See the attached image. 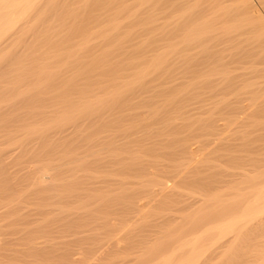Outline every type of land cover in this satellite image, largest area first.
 Listing matches in <instances>:
<instances>
[{
    "label": "bare ground",
    "instance_id": "1",
    "mask_svg": "<svg viewBox=\"0 0 264 264\" xmlns=\"http://www.w3.org/2000/svg\"><path fill=\"white\" fill-rule=\"evenodd\" d=\"M124 1L0 0V52L4 50L9 52L11 49L10 51L14 53V49H17L20 44L24 45V53L21 51V47L18 48L20 49L18 56L13 59L9 57L11 59H8L10 62L0 69L1 81L7 83L12 81L10 84L13 87L20 83L19 86L21 87L22 82H25L23 87L27 88L31 85L29 83L35 82L34 85L39 86L34 87L32 90L36 91L40 88V92L43 86L42 88H45V91L49 89L47 91L50 93V90L56 89L55 85L67 70L66 60L73 59V57L76 59V56H82V53L85 55L89 54L95 50V47H99V51L103 55L99 54L100 57L93 58L90 62L85 61L84 65L89 66L91 69H88L93 71L94 74L96 71V74L89 76V74L91 75L89 70L88 72L90 73H88L87 77L83 78L84 80L80 79L79 77L85 75L87 71L85 69L82 71L84 66L82 69H78L79 66H77L76 73L79 72L78 77H75V79L69 77L71 81L68 82L71 83L67 86L68 89H66L65 93L57 94V92L62 91L63 85L66 86L68 82L62 83L63 85L58 84L57 86L62 88L61 90L59 88L58 91L56 90L58 95L56 97L62 98L63 95L65 97L66 94H74L78 95L80 100L86 101L89 98L87 94L90 91H85L84 89L87 90L90 87H94L95 84L101 83L100 80H103V78H106L105 81L103 80L104 84H106V81L108 84L107 87L106 85L104 87L106 88L104 89L105 94L103 93L104 97H97L98 94L96 93L95 105L89 106L88 103L82 105L83 107L76 111L78 112L76 115L77 120L74 117V120H76L74 122L75 138L72 143H75V145L80 144L76 146L74 144L72 146L71 144L66 145L65 148L67 149L65 150L70 152L72 149V153H74V151L76 152V150L80 149L82 144L85 145V148L87 146V150L82 145L81 148L85 150H82V152L79 150L80 152L74 153L73 157L66 158L65 155L64 157L63 155L60 156V159L57 157V162H63L57 166L51 164L52 167L49 165L52 160L56 164L59 163L55 161L54 157L50 162L48 159L46 160V155H49L52 150L49 153L45 151L46 154L42 161H46V164L44 163L40 167L37 166L38 168L36 167L35 170H31L28 173L29 177L26 175L28 178H26L27 181L24 184V188L19 190V186L17 191H15L16 188L14 190L17 198L15 194H7V196L5 194L3 198L6 197L8 199L10 196H14L16 200H23L25 203L36 201L37 207L40 206L39 212L44 215H50L52 211H49L52 209L62 210L61 212L59 211L60 213L58 212L61 214V216L58 214L60 216L58 220L63 221L65 226L72 225L71 220L68 218L70 217L67 213L68 211L66 212L65 210L68 198L84 200L98 196V203L95 202L96 205L100 203L98 206L101 205L105 208L117 207V204L120 205L121 203H117V197L119 201H121L120 199L122 201L125 199L124 202L121 201L124 204L120 205L122 206L120 208H123V211L125 210V213L122 212L124 215H129L133 211L135 213L141 212L140 215H142V211H145L146 207H155L161 203L164 205L167 200L173 198V200L171 199V201L166 203H176L177 208L175 207L174 212L185 214L188 209L190 211L194 210V212L190 213V215L188 214L189 217L187 215L181 217L183 218V221L180 218L181 222L178 219L179 215L178 217L170 216V212L173 211H169L167 206H165V210L168 209L169 215L160 216V220L156 219V221H153L155 223L150 222L152 227L158 229L166 226L165 229H172L171 225L179 220L181 225L177 230L180 234L174 241H171L173 237H170V234L174 235V237L177 234L170 231L169 239L165 235L162 236L163 240H158L154 237V239H149V235L148 237H143L142 240L147 241L144 244H149L150 248L155 242L161 241V243H158L161 245L154 250L153 256L151 255L153 252L146 251L147 249L153 251V248H145V252H149L153 257L152 262L154 264H172L176 258L179 259L178 262L174 261L177 264H198V262L199 264H205L203 260H207L208 256L206 258L202 250L210 247L208 248L207 245L206 248H201L202 243L200 246L202 250H198L200 248H197V244L199 241L202 242V238L211 234L212 231V237L218 232L217 236L219 239H217V242L221 239L224 240V243L220 241L225 246L223 249H226L229 243L234 240L231 235L241 228L244 231L246 229V231L244 233L240 232L244 236V241H240V243L245 242L247 244L248 240L250 243L252 240L254 242L257 238L254 235V231L256 233L264 232V218L255 222V219L264 213V120L258 121L259 123L255 124L254 129L251 130H247V128H250L249 124L246 123L248 121H243L252 116L264 115V81L261 82L264 77V68L262 69L264 67V0H132L130 2L126 0L130 6ZM132 5L136 7L133 8L131 7ZM130 7L136 10L129 9ZM140 23L143 26L142 29L137 27L138 29L140 28L139 33L143 30V34H146L144 31L147 34L144 40L140 41L138 38L139 41L135 44L134 38H136L135 36L138 37V35L133 36L136 28L132 30V27H136ZM157 33L160 37L157 36ZM243 34H249L251 38L242 40L240 35L244 36ZM140 35L143 36L142 34ZM30 36L34 37H32L33 42L26 40ZM77 38L80 39L78 40ZM130 40H132L134 45L132 43V45L130 44L131 46L129 45ZM68 43L69 46L67 45ZM45 48L49 49L47 51L55 53L51 56L49 52L44 50ZM255 48L260 53H258L260 58L258 59L257 57V60H255V55L257 54L254 53ZM42 50L46 51L43 53L44 55L39 53ZM37 51L39 52L37 53ZM99 51H94V54L98 55ZM7 52L3 53L4 56L3 54L0 55V62L8 54ZM19 52H22V55ZM251 52L254 53L255 57L253 59L255 61L252 59L253 53L250 54ZM78 59H76V62ZM64 61L66 63H62ZM1 63H4V61ZM38 64L39 66H37ZM259 65L262 66L261 69H259ZM34 67L39 69L37 73H35ZM261 73H263V77ZM65 74L68 77V74ZM61 79L60 82L62 81ZM76 79L86 81V85L84 82L81 84L82 86L85 85L86 88L80 87L77 83L80 81ZM8 87L9 89H6ZM8 87H3V90L14 92L17 88L14 89L12 87L14 89L12 91L10 89L11 86ZM27 88L24 93L28 92L30 94L31 92L29 91L31 90L29 89L32 87ZM42 90V94H46ZM21 91L17 97L24 94ZM11 92L7 93V95L10 94L8 98L13 100L15 97L11 98L13 96ZM5 93L4 91L3 94ZM91 93L93 92L91 91ZM28 94L22 95V99ZM89 95L91 96V94ZM4 96L6 94L2 98ZM31 96L28 95L27 97L31 100L33 98ZM28 98L25 100L26 103L30 101L27 100ZM48 98L50 97L48 96ZM37 100L41 101V98L38 96ZM8 101L9 104L11 102L12 108L14 101ZM25 101H22V103ZM70 101L68 106L72 107L74 103L72 104ZM32 102L35 103L33 100L30 104ZM8 103L6 104L8 105ZM14 104L17 107L20 101ZM64 118L66 119V117ZM262 118L264 117L262 116ZM219 119L220 121L225 120L227 123H235L237 126L239 125L237 122L240 119L242 120V122H239L240 128H243V130H239V126L237 128L236 134L238 133L239 138L237 135V138L220 137L218 138L219 142L215 138L218 142L216 151L223 150L225 153H222L221 158H223L220 160L212 158L219 164L224 165L225 169L222 165L218 169L216 165H214L215 167L209 165L208 162L212 161V158L208 159L210 157H205L206 159H203V156H200L201 159H199L196 153V151L198 152L201 149L199 147H203L210 137L213 138L218 135L222 125L218 124ZM253 134L256 137L252 136ZM205 137L207 141H205ZM239 139H241V142H237ZM57 148L60 149V147ZM97 148L98 150H96ZM65 150L63 151L64 153ZM83 151H86V154ZM68 165H71L70 169L64 173L62 167ZM50 171L55 172L51 174L52 172L50 173ZM171 182H173V185L170 184ZM186 185L187 187L190 185L192 187L190 189L193 190L190 193H186L188 197L180 192V187H185ZM111 194L115 196L117 194L116 199ZM20 202L17 203L20 204ZM114 202H116L115 206ZM5 205L9 210L10 216L12 213L14 216V218L11 216L13 219L9 223L14 224L16 221L14 220L16 218L14 214L19 212L16 209L20 206L16 208L11 202L5 203ZM103 207L99 208L103 209ZM120 210L117 212H121ZM54 211L56 212V210ZM113 212L114 215L117 213ZM73 214L75 215V213ZM118 214L120 215V213ZM16 216H18V213ZM123 218L124 221L127 220L124 216ZM128 218H131V216ZM112 220V218L108 217L104 219L102 224L104 229L102 228L101 232L104 230L102 234H106L109 237V240H107L109 245L113 246L114 244L119 249L121 247L120 244H124L123 241L126 238L122 233L124 228L117 226L118 223L116 224L115 220ZM118 220L120 219L118 218ZM32 222L30 223L33 224ZM36 224L38 227V223ZM100 226L99 229H101ZM129 226L131 225L129 224L127 227L129 228ZM141 227L143 228V226ZM142 228L137 232H143L145 229L142 230ZM131 229L129 228V230ZM173 230L175 229L173 228ZM123 231L125 233L126 228ZM132 231L133 229L130 234ZM152 231L155 234L158 232L155 229ZM101 232L98 231V234ZM149 232L147 233L149 234ZM136 233L134 235H137ZM130 234L126 236L130 237ZM138 234L142 235V233ZM97 236H95L96 239H98ZM239 237L242 236L239 235L237 238L239 239ZM237 238L235 239L237 240ZM91 239L94 243L95 238ZM129 239L125 240L129 241ZM138 239L136 242L141 241V239ZM78 240L80 239L78 238ZM150 242L154 243L151 245ZM45 243L47 244V242ZM233 243H235V240ZM250 243L247 247L252 246L253 243ZM104 245H101L103 246L102 248L105 247ZM214 245L211 247H215ZM31 246L33 247V245ZM235 246L242 247L240 244ZM216 247L221 248L222 246L218 245ZM235 248L232 253L229 252L231 254L229 256H232L234 252L238 254V250ZM242 248L244 249L246 246ZM242 248L239 251L243 253ZM3 249V245L0 242V250ZM43 249L34 250L37 253H42ZM92 249L97 250L94 247ZM94 250L90 251L94 252ZM138 250L140 249H137V252ZM103 251H105V248ZM135 251L132 252L131 250L134 254ZM98 252H96L97 255H99ZM208 252L210 251L208 250ZM147 253L145 254L146 256ZM205 253L207 254V252ZM218 254L219 252L214 255L218 256ZM222 255L224 256V254ZM222 255L221 257H223ZM243 255L240 254V256ZM225 256L227 257L228 255ZM235 256L233 258H236ZM261 256L263 261L264 254ZM0 257L3 258L5 256L0 254ZM147 257L149 258L150 256L148 255ZM203 257L206 259H203ZM71 258H69V262L72 260L75 263L76 259L74 261ZM200 258H202L201 262L199 261ZM238 259H235L237 263L233 264H244L242 263L244 260L238 263ZM133 262L131 263L133 264ZM228 262L230 264L232 260L229 259ZM253 262L254 260L250 264Z\"/></svg>",
    "mask_w": 264,
    "mask_h": 264
},
{
    "label": "rangeland",
    "instance_id": "2",
    "mask_svg": "<svg viewBox=\"0 0 264 264\" xmlns=\"http://www.w3.org/2000/svg\"><path fill=\"white\" fill-rule=\"evenodd\" d=\"M123 1V0H122ZM128 1V0H127ZM130 1H132V0H129V2ZM136 1V0H135ZM134 1V2H135ZM125 3H129V2H126V0L124 1ZM134 2H133V4H134ZM132 3V2H131ZM135 3H137V2H135ZM129 6H130V4H128ZM131 7H133V5L131 6ZM129 8V9H132V8ZM134 7H136L135 5H134ZM133 7V8H134ZM132 10H134V9H132ZM136 10V9H135ZM134 10V11H135ZM133 11V12H134ZM141 23H143V22H141ZM141 23H140V25H136V27H132V30L134 29V28H136V29H134V31H138L137 33L136 32H133V33H135V34H133V36H135V35H138V37L137 36H135L136 38H134L133 36V38H134V43L136 44V42H138L139 40L141 41V40H144L145 38H146V34H147V32L146 31H144V33H146V34H143V30L139 33V29L137 28V27H141V29H142V26H141ZM233 23V22H232ZM138 24V23H137ZM234 24V23H233ZM227 26V25H226ZM230 26H232V25H230ZM241 32V31H240ZM140 34H142L143 36H141ZM156 34V33H155ZM144 35H145V37H144ZM244 35V34H243ZM252 35V34H251ZM250 35V36H251ZM157 36H159L158 35V33H157ZM254 36V35H253ZM33 37V36H32ZM32 37L30 36L29 37V39H28V37H27V39L26 40H28V41H31V42H33L32 40ZM160 37V36H159ZM159 37H156V38H159ZM31 38V39H30ZM34 38V37H33ZM138 38H139V40H138ZM238 38H239V36H238ZM240 38H242V40L243 39H246V38H251V37H249V34L247 35V34H245L244 36H242V35H240ZM78 39V38H77ZM80 39V38H79ZM78 39V40H79ZM240 40V39H239ZM241 40V41H242ZM73 41V40H72ZM71 41V42H72ZM131 41V42H130ZM130 41H128V42H130L129 43V45L132 43L133 44V42H132V40H130ZM20 44V43H19ZM18 44V45H19ZM127 44V43H126ZM131 44V45H132ZM68 46H69V43L67 44ZM130 45V46H131ZM134 45V44H133ZM24 45L23 44H20V46L18 47V48H20L21 49V51L24 53V47H23ZM128 46V45H127ZM17 48V47H16ZM14 49V51L16 52H14L15 53V55H14V53L13 52H11L9 49H7V50H9V52H7L6 50H4L3 52H0V55H2L4 52H7L6 54V56L5 57H3L4 59L2 60L1 59V62L2 61H4V63H1L0 62V69H2L3 68V66L5 65V64H8V62H10L9 60H11V59H13V58H15V56H18V51H20V49ZM97 47H95V50L94 51H99V47L96 49ZM13 50V49H12ZM44 50H49V49H44ZM44 50H42V51H37V53L39 52L40 53V55H44L43 53H45L46 51H44ZM94 51H92L91 53H89V54H84V53H82L83 55V57L82 56H80V55H78V56H76V59L77 58H79L78 60H77V62H76V59L73 57V59L71 58V59H68V60H66V62H67V70L64 72V74L60 77V79L62 78V77H64V78H62L61 80V82H60V79L58 80V83L55 85L56 87V89L55 90H50V93L48 92L49 91V89H47L46 91L41 87V90L44 92V93H46V94H42V92H41V90H40V92H39V89L40 88H38V90H32L34 87H37V86H39V85H34V83L32 82V83H29V84H31L29 87L31 88V89H29V87L27 88V87H23V86H25V82L23 83L22 82V86L20 87L19 85L21 84H19V85H15L14 87L10 84L11 82H4V81H1L0 82V121L2 122V126H1V122H0V242L2 243V245H3V250H0V254H4V256L5 257H0V264H67V263H69V264H132L131 262H133V261H135V262H133V264H154L153 262H152V260H153V254H154V250H156V248H158L161 244H158V243H161V241L159 242V241H157V242H150V244L152 245L151 246V248H153L152 250L153 251H150L149 249H145V248H150L149 246V244H144V242L146 241H144V240H142V238L143 237H148V235L150 236L149 237V239H158V240H163V235H165V236H168L169 234H170V232L171 233H174V234H177V236L176 237H174V235H172V234H170L169 236L170 237H173L172 239L173 240H171V241H174L176 238H178V234H180L179 233V231L177 230L178 228H179V226L181 225V223L179 222V220H180V218L181 217H185L186 215L189 217V215H190V213H193L194 212V210L193 211H190V209H188V211H186L185 212V214L184 213H176V212H174V209H175V207L177 208V206H176V203L174 204V203H166L167 201H171V199L173 200V198H170V200H167L165 203H166V205H165V203H164V205L161 203L160 205H156L155 207H146L145 208V211L143 210L142 211V215H140V213L139 212H137V213H135V211H133L134 213H135V215H134V213L133 212H130V213H133V214H130L129 212V215L128 214H125L124 215V211H123V208L121 209L120 207H122V206H120L121 204L123 205L124 203H122V202H124V200L125 199H123V201H122V199H120L121 201H119L118 200V197H117V194H116V196L114 195V194H111V196L113 197H115V199H116V197H117V203H121L120 205L119 204H117V207L115 206L116 204V202H114L113 204H114V206L115 207H111V208H113V209H111L110 207L109 208H105V207H103V206H98L99 204H97L96 205V203H98L97 202V200H98V196L97 197H93V198H88V199H84V200H77V199H71V198H68L66 201H67V204H66V208H65V210H66V212L68 213V215L72 218H70V217H68L70 220H71V222H72V225H67V226H65V225H63V221H59L58 220V218L61 216V214H59L62 210H59L58 211V209H52V210H50L49 212H51L50 213V215L49 214H45L46 215V217H45V215L44 214H41L39 211H40V206H38L37 207V203H35L36 201H32V202H24L23 200H16V198H17V196H16V194H15V192H14V190H15V188H16V190L15 191H17V188L20 190V188L21 189H23L24 188V184H26V181H27V179L26 178H28L29 176V174L28 173H30V171L31 170H35V168L37 167V166H42V165H44V163L46 164V161L44 162V161H42L43 160V158L45 157V154L48 152H50L51 150H52V152L51 153H49V155L47 154L46 155V160L48 159L49 160V162H50V160L51 159H54L55 158V161L57 162V160H58V158L60 157V156H62L63 155V157H64V155L66 156V158H70V157H73V155H74V153H77V152H80L79 150H81V152H82V150H87V146H86V148H85V145L84 144H82V145H84V148L82 149L81 147H82V145H81V147H80V149H78L77 147H75L76 149H78V150H76V152L74 151V153H72V149L70 150V152H67L68 150H65V149H67V148H65L66 147V145H69V144H71V146L74 144L75 145V143H72L74 140V138H75V136H74V134H75V131H74V122L77 120V117H76V115H77V113L78 112H76L77 111V109H80V108H82L83 106L82 105H84V104H86V103H88V105L90 106V105H95V100H96V95L98 94V96L97 97H104V89H106V88H104L105 87V85H106V87H107V81H106V84H104L105 82H103V80L105 81V79L103 78V80H100L101 81V83H97V84H95L94 85V87H90V88H88L87 90L86 89H84L85 91H90V92H88L89 94H91V96L89 95V94H87L88 95V97L89 98H87V100L85 101V100H80L79 98H78V95H67L66 94V98L64 97V95L62 96V98H58V97H56V96H58L57 94H59V93H65L67 90L66 89H68V87L67 86H69L70 85V83L68 82V81H71V79H69V77L70 78H72V79H75V77H78V75H79V72L78 73H76L77 71V66H79L78 67V69H82V67L85 65V61L86 62H90L91 60H93V58H96V57H100V55L99 54H101V52L99 51L98 52V55L97 54H94L95 52ZM21 52V53H22ZM47 52H49V51H47ZM20 53V52H19ZM20 53V55H22ZM36 53V54H37ZM50 53V55L52 56L55 52H49ZM97 53V52H96ZM253 52H251L250 54H252ZM254 53H259V51H258V49L257 48H255V52ZM254 53L252 54V59L255 57V60H257L256 58L258 57V59L260 58V56H259V54L257 55H255L254 56ZM17 54V55H16ZM14 55V56H13ZM38 55V54H37ZM101 55H103V53L101 54ZM3 56H4V54H3ZM91 56V57H90ZM9 57H11V59L9 58ZM81 57H82V59H81ZM1 58V57H0ZM83 58H85V59H83ZM89 60H88V59ZM9 59V60H8ZM81 59V60H80ZM87 59V60H86ZM254 60V59H253ZM254 60V61H255ZM5 61H7V62H5ZM71 61V62H70ZM79 61V62H78ZM65 61L64 62H62V63H66ZM72 62H73V65H72ZM76 62V63H75ZM82 62V63H81ZM71 63V64H70ZM75 63V64H74ZM69 65V66H68ZM75 65V66H74ZM37 66H39V64L37 65ZM5 67V66H4ZM72 67V68H71ZM76 67V68H75ZM259 69H261V65H259ZM35 69L34 70H36V72L33 70V72H35V73H37L38 71L37 70H39L37 67H34ZM70 68V69H69ZM88 68H90L89 66H84L83 67V70L82 71H84V69L87 71V73L85 74V75H83V76H80L79 78L80 79H85L86 77H87V75H88V73H90L91 72V75L89 74V76H93V75H95L96 74V71H95V74H94V72L93 71H91L90 69H88ZM264 67H262V69H263ZM73 69H75V70H73ZM90 70V72H88ZM68 71H70V73H68ZM75 71V72H74ZM33 72H32V75H33ZM73 72V73H72ZM65 73H67L68 74V77L67 76H65L66 74ZM74 73H76L77 74V76H76V74H74ZM264 73V72H263ZM263 73H261V75L263 74ZM75 75V76H74ZM73 76V77H72ZM262 77H263V75H262ZM262 77H260V78H262ZM63 79H65V80H63ZM83 79V80H84ZM77 81H80V82H77L78 84H79V86L81 87L82 85V83L84 82V81H82V80H78V79H76ZM259 80H261V79H259ZM82 81V82H81ZM264 81V77L262 78V80H261V82H263ZM4 82V83H3ZM66 82H68V83H66ZM102 82H103V84H102ZM65 84L66 83V86L65 85H63V84ZM86 83V81L84 82V84ZM4 85V86H2V85ZM6 84V85H5ZM28 84V83H27ZM26 84V85H27ZM58 84H62L63 85V88L62 87H58L57 85ZM83 84V85H84ZM99 84H101V85H99ZM62 85H59V86H62ZM86 85V84H85ZM85 85L84 86H82V88H86L85 87ZM97 85V86H96ZM5 86H11V88L10 89H12V91H14V89L17 87V88H19V89H17L16 88V90L14 91V92H11V90H3V87H5ZM19 86V87H18ZM28 86V85H27ZM14 89H13V88ZM103 87V88H102ZM26 88L27 89H29V90H31V91H29V92H33L32 94L30 93V94H28V92L27 93H24V90H26ZM47 88V87H46ZM58 88H59V90H61V88H62V91L61 92H57V94H56V90L58 91ZM94 88V89H93ZM6 89H9V87L8 88H6ZM102 89V90H101ZM22 90V91H21ZM94 90V91H93ZM259 90H261V88H259ZM263 90H264V87H263ZM262 90V91H263ZM4 91L6 92L5 94H6V96H4V98H2V96L3 95H5V94H3L4 93ZM22 92V93H24V94H22V95H24L25 96V94H28L29 96H33V94H34V92H36L35 93V95L34 96H36V97H34L33 96V98H36V99H33V98H31V100H30V98H28L27 96L28 95H26V97L24 98V99H22L23 98V96L21 95V93H20V95L21 96H19V97H17L18 96V93L19 92ZM53 91V92H52ZM91 91L93 92V93H91ZM103 91V92H102ZM12 93L13 94V96H11V98H13V97H15V98H13V100H11L10 98H8V97H10L9 95L10 94H8L7 95V93ZM48 92V93H47ZM102 92V93H101ZM3 95H2V94ZM17 93V94H16ZM97 93V94H96ZM104 93V94H103ZM11 94V95H12ZM39 94V95H38ZM49 94V95H48ZM96 94V95H95ZM16 95V96H15ZM53 95V96H52ZM62 95V94H61ZM31 96V97H32ZM38 96L41 98V101H43V102H41L40 100H37V98H38ZM48 96L50 97V98H48ZM55 96V97H54ZM73 96V97H72ZM95 96V97H94ZM53 97V98H52ZM64 97V98H63ZM26 98H28L27 100H30V101H28V103H29V105H28V103H26ZM73 100H72V99ZM4 99V100H3ZM14 99H15V101H14ZM18 99V100H17ZM45 99V100H44ZM67 99V100H66ZM69 99V100H68ZM79 99V100H78ZM8 100H10V101H14V103H18L19 101H20V104H17V107H15L16 106V104H12V108H11V102H10V104L8 103L9 101ZM35 101V103H33L32 102V104H30V102L31 101ZM71 100V101H70ZM8 101V102H7ZM22 101H25V102H23L22 103ZM39 101V102H38ZM68 101V102H67ZM69 101L73 104V106L72 107H70V106H68V104H69ZM6 103H8V105L6 104ZM91 103V104H90ZM248 103V102H247ZM22 104V105H21ZM25 104V105H24ZM244 104H246V103H244ZM14 106V107H13ZM9 107V108H8ZM24 107V108H23ZM21 114V115H20ZM23 114V115H22ZM28 116V117H27ZM261 115H256V116H252V117H250V118H247V119H245V120H243L244 122L245 121H248V122H246L247 124H249V127L250 128H247V130H251V129H254L253 127H254V125L255 124H257V123H259L260 122V120L261 121H263L264 120V118H262V116L264 117V115H262L261 117H260ZM64 117H66V119L64 118ZM74 117H76V120H74L75 118ZM257 117V118H256ZM258 117H260V118H258ZM15 118V119H14ZM68 118H70V119H68ZM13 119V120H12ZM15 120V121H14ZM255 120V121H254ZM12 121H13V123H12ZM223 121V122H222ZM225 120H221L220 121V119H219V122H218V124H222L221 125V130L218 132V135L217 136H215V137H213L214 139L216 138L217 140H218V138H237V136H238V138L240 137L239 135H238V133L236 134V131H237V128H238V126H239V130H243V128H240V123L239 122H242V120H240L239 119V122H237L239 125L237 126V124H235V123H227L226 121L224 122ZM259 121V122H258ZM10 125H11V127H10ZM223 125H225V126H223ZM251 125V126H250ZM73 126V127H72ZM6 127V128H5ZM6 129V130H5ZM9 130V131H8ZM65 131V132H64ZM64 133V134H63ZM257 133V132H256ZM9 134V135H8ZM235 135V136H234ZM237 135V136H236ZM257 135V134H256ZM62 136V137H61ZM252 136H254V134L252 135ZM251 136V137H252ZM250 137V136H249ZM254 137H256V136H254ZM212 137H210V139L207 141L206 140V137L204 138L205 139V141H207L206 142V144H204L203 145V147H199V148H201V149H199V153L196 151V153H197V158L199 157V159H201L200 158V156H203V159H206L207 157H210V158H208V159H211L212 157H214V158H218L219 160L220 159H222L221 158V155H222V153L224 154L225 153V151H223V150H219V151H216L217 149V147H218V142H219V140H218V142H217V140L215 141L214 139H213ZM243 138V137H242ZM55 139V140H54ZM69 139V140H68ZM213 141H215V142H213ZM56 140H57V142H56ZM55 141V142H54ZM71 141V142H70ZM241 142V139H239V140H237V142ZM213 142V143H212ZM85 143V142H84ZM88 143V142H87ZM87 143H86V145H87ZM216 143V144H215ZM64 144V146H62ZM80 144V143H79ZM79 144H76V145H79ZM56 147H55V146ZM59 145V146H58ZM75 145V146H76ZM200 145V144H199ZM198 145V146H199ZM207 145V146H206ZM214 145V146H213ZM54 146V147H53ZM196 146H197V144H196ZM217 146V147H216ZM48 147V148H47ZM50 147V148H49ZM53 147V148H52ZM57 147H60V149L59 148H57ZM74 147V146H73ZM89 147V146H88ZM211 147H212V149H211ZM99 148V147H98ZM98 148L96 149V150H98ZM92 149V148H91ZM49 150V151H48ZM55 150V151H54ZM65 150V153L63 152ZM92 150H95V149H92ZM45 151H46V153H45ZM201 151V152H200ZM215 151H216V153H215ZM44 152V153H43ZM57 152V153H56ZM86 152V151H85ZM84 151H83V153H85ZM88 152V151H87ZM59 153V154H58ZM62 153V154H61ZM67 153H69V154H67ZM83 153H80V154H83ZM212 153V154H211ZM215 153V154H214ZM71 154V155H70ZM86 154V153H85ZM53 155V156H52ZM69 155V156H68ZM220 155V156H219ZM43 156V157H42ZM68 156V157H67ZM54 157V158H53ZM58 157V158H57ZM206 157V158H205ZM50 158V159H49ZM65 158V159H66ZM214 158H212V161L210 160L209 162H208V164L209 165H212V166H214V165H216V167H217V169L218 168H221V165L222 164H219L217 161H215V159ZM57 159V160H56ZM60 159V158H59ZM64 159V160H65ZM45 160V159H44ZM68 160V159H67ZM214 160V161H213ZM48 162V161H47ZM63 162V161H62ZM61 161H58L57 163H59V164H56L55 162H53V160H52V163L50 162L49 163V165L52 167V165L54 164V165H60L61 163H62ZM52 164V165H51ZM218 165V166H217ZM56 166H54V167H56ZM70 166L71 165H68V166H65V167H62L63 168V170H64V173H65V171L67 172L69 169H70ZM220 166V167H219ZM223 167H224V165H222ZM215 167V166H214ZM38 168V167H37ZM65 168V169H64ZM227 168V167H226ZM3 169V170H2ZM61 169V168H60ZM224 169H225V167H224ZM2 171V172H1ZM58 171V170H57ZM52 172V173H51ZM53 172H55V171H50V173L51 174H53ZM60 172V171H59ZM4 173V174H3ZM58 173V172H57ZM62 173H63V171H62ZM55 174V173H54ZM8 175V176H7ZM26 175L28 176V177H26ZM56 175H58V174H56ZM64 175V174H63ZM6 177V178H5ZM6 179V180H5ZM26 179V180H25ZM20 180V181H19ZM2 181V182H1ZM6 181V182H5ZM13 181V182H12ZM4 182V183H3ZM6 183V184H5ZM12 183V184H11ZM21 183V184H20ZM173 182H171L170 184H172ZM3 184V185H2ZM6 186H5V185ZM18 184V185H17ZM15 185H17V186H15ZM173 185V184H172ZM5 187V188H4ZM14 187V188H13ZM185 187H187V185L185 186ZM185 187H180V192L184 195H186L187 196V194L186 193H190V192H192L193 190L192 189H190V185H188V187L187 188H185ZM9 189V190H7V189ZM12 188V189H11ZM192 188V187H191ZM3 189V190H2ZM4 190H6L5 192H3ZM11 191V192H10ZM183 191V192H182ZM8 192V193H7ZM4 194V195H3ZM5 194H6V196H7V194L8 195H12V194H15V197L14 196H10V198H6V197H4L3 198V196H5ZM186 196H184V197H186ZM188 197V196H187ZM10 199V200H9ZM174 199H176V198H174ZM5 200H6V202H5ZM13 200V201H12ZM69 200H70V204H69ZM99 200H100V198H99ZM16 201V202H15ZM19 201H21L20 202V204L19 203H17V202H19ZM9 202H11V203H13V206H15L16 208L18 207V206H20V207H18V208H20V209H16V210H19V212H17L18 213V216H16L17 215V213H15L14 215H15V219L14 220H16L15 221V223L14 224H10L9 223V221L10 220H12L13 218H14V216H13V213L11 214V216H13V218L10 216V213H8V209H7V207H6V205H5V203L7 204V203H9ZM73 202V203H72ZM78 202V203H77ZM96 202V203H95ZM101 202V201H100ZM23 203H25V204H27V205H25V204H23ZM102 203V202H101ZM93 204V205H92ZM35 205V206H34ZM69 205H70V207H69ZM96 205V206H95ZM72 206V207H71ZM88 206V207H87ZM165 206H167V208L169 209V211H173V212H170V216H172L173 215V217H178V215H179V217H178V222L177 223H175V224H172L171 225V227H172V229L170 228V226H169V228L170 229H165L166 228V226H162L161 228H158V229H156V228H154V227H152V222L155 220L156 221V219H158V220H160V216L162 217H164V216H167V215H169V211H168V209L167 210H165L166 209V207ZM6 207V208H5ZM86 207V208H85ZM99 207H103V209L102 208H99ZM124 207V206H123ZM165 207V208H164ZM119 208V209H118ZM164 208V209H163ZM38 209V210H37ZM121 209V210H120ZM163 209V210H162ZM171 209H173V210H171ZM193 209V208H192ZM191 209V210H192ZM196 209V208H195ZM6 210V211H5ZM54 210H56V212L54 211ZM74 210V211H73ZM94 210V211H93ZM118 210H120L121 212H117ZM6 213H5V212ZM38 211V212H37ZM113 211H115V212H117L115 215H114V212ZM37 212V213H36ZM59 212V213H58ZM72 214H71V213ZM122 212H124V213H122ZM145 212V213H144ZM25 213V214H24ZM73 213H75V215H77V216H75ZM103 213V214H102ZM118 213H120V215L118 214ZM127 213V212H126ZM23 214V215H22ZM40 214V215H39ZM58 214L60 215V216H58ZM113 216H112V215ZM123 214V215H122ZM181 214H184V215H181ZM189 214V215H188ZM73 215V216H72ZM79 215V216H78ZM92 215H94L93 217H92ZM122 215V216H121ZM143 215H145L144 217H143ZM5 216V217H4ZM9 216V217H8ZM75 216V217H74ZM81 216V217H80ZM85 216V217H84ZM90 216V217H89ZM117 216H118V218L120 219V220H118V218H117ZM120 216H121V218H120ZM123 216L128 220H125L124 221V218H123ZM127 216V217H126ZM131 216V218H128V217H130ZM134 216V217H133ZM2 217V218H1ZM74 217V218H73ZM87 217V218H86ZM103 217V218H102ZM112 218L113 220L112 221H114L115 220V223L117 224V226H122V229L123 230H125V228H126V232L124 233V231L122 230V233L124 234V236L126 237L125 239H129L130 237H132V238H130L129 239V241H127V240H125L124 239V241H123V243L124 244H120V250L118 249V247H115L114 246V244H113V246H111V245H109V243L107 242V240H109V237H107V235L105 234H102V232L104 231H102L101 232V230H102V228L104 229V227H103V222H104V219L105 218ZM133 217V218H132ZM41 218V219H40ZM46 218V219H45ZM50 218V219H49ZM52 218V219H51ZM56 218V219H55ZM86 218V219H85ZM95 218V219H94ZM117 220H116V219ZM141 218V219H140ZM261 218H264V213L263 214H261V216L259 215V218H256L255 219V222H257V221H259ZM8 219V220H7ZM30 221H29V220ZM39 219V220H38ZM81 219V220H80ZM89 219V220H88ZM103 219V220H102ZM162 219V218H161ZM182 219V221H183V218H181ZM43 220V221H42ZM51 220V221H50ZM57 220V221H56ZM80 220V221H79ZM86 220V221H85ZM96 220V221H95ZM129 220H132V221H129ZM33 221V222H32ZM36 221V222H35ZM38 221V222H37ZM42 221V222H41ZM58 221H59V223H58ZM136 221H138L137 223H136ZM146 223H145V222ZM181 221V220H180ZM181 221V222H182ZM25 222V223H24ZM26 222H27V224H26ZM30 222H32L33 224H31ZM141 222H144V223H141ZM151 222V223H150ZM22 223V224H21ZM36 223H38V227H37V224ZM49 223V224H48ZM57 223V224H56ZM62 223V224H61ZM91 223V224H90ZM137 225H136V224ZM138 223H141V224H138ZM153 223H155V222H153ZM7 224V225H6ZM10 224V225H9ZM52 224V225H51ZM78 224V225H77ZM84 224V225H83ZM120 224V225H119ZM131 225V226H129V228H132L133 229V234H132V232H131V234H130V231L132 230H129V228L127 227L128 225ZM133 224V225H132ZM149 225V227H148V225ZM30 225V226H29ZM41 225V226H40ZM83 225V226H82ZM99 225H101L100 226V228L101 229H99ZM138 225H141V226H143V228L141 227V226H139L138 227ZM146 225V226H145ZM29 226V227H28ZM71 226V227H70ZM124 226V227H123ZM126 226V227H125ZM145 226V227H144ZM35 227V228H34ZM41 227V228H40ZM44 227V228H43ZM137 227V228H136ZM176 227V228H175ZM13 228V229H12ZM39 228V229H38ZM69 228V229H68ZM135 228V229H134ZM139 228V229H138ZM140 228H142V230L143 229H145L143 232H145V234H143V232H141V231H139V232H137L138 230H140ZM149 228L151 231L149 232V229L147 230V229ZM157 230L158 232H156V234L155 233H153V231L152 230ZM173 228L176 230H173ZM30 231H29V230ZM47 229V230H46ZM59 229V230H58ZM66 229H68V231H66ZM94 229V230H93ZM127 229H128V231H127ZM137 229V230H136ZM165 229V230H164ZM46 230V231H45ZM57 230V231H56ZM60 230H61V232H60ZM64 230V231H63ZM70 230V231H69ZM243 228H241V229H239L236 233H234V234H232L231 235V237H233V239L235 240V243H233L232 244V242H234V240H232L230 243H229V245H228V247L226 248V249H223V247H225V246H223L224 244H222V243H224V240H219L218 242H217V239H219V237L217 236L218 235V232H217V234L216 235H214L213 237H214V239H213V237H212V232H211V234H208L207 236H205V237H203L202 238V242L201 241H199V243L197 244V248H200V246L202 245V243H203V247L201 246V248H206V246L208 245V248L209 249H207V251H206V249H204V250H202L201 248L200 249H198V250H202V251H204V254H205V256H206V258H207V256H208V258H207V260H203V262H205V264H224V262L225 261H227V259H228V261H229V259L230 260H232V262H230V264H233V263H237V259H238V263H239V261H242V260H244L242 263H244V264H250V262H252L253 260H254V262L253 263H251V264H256V263H259V262H262V263H259V264H264L263 263V261H264V258H263V261L261 260L262 259V254H264V232H257L256 233V231H254V235H256L257 236V238L254 240V242H253V240L251 241V243L249 242V240L247 241L248 243L246 244L245 242V246H246V248H242V247H245L244 246V243H240V241H244V236H243V233L246 231V229H245V231L243 230ZM40 231V232H39ZM56 231V232H55ZM98 231L99 232H101V233H99L98 234ZM163 231V232H162ZM170 231V232H169ZM28 232V233H27ZM33 232V233H32ZM46 232V233H45ZM93 232V233H92ZM137 232V233H136ZM147 232H149V234L147 233ZM240 232H243V233H240ZM42 233V234H41ZM46 235H45V234ZM98 234V236H97V234ZM121 233V234H122ZM127 233V234H126ZM134 233H136L137 235H134ZM138 233H142V235H139ZM147 233V234H146ZM161 234L160 236H159V234ZM167 233V234H166ZM214 233H215V230H214ZM260 233V234H259ZM122 234V235H123ZM130 234V237L129 236H126V235H129ZM150 234H152V235H150ZM207 234V233H206ZM248 234V233H247ZM27 235V236H26ZM31 235V236H30ZM94 237H93V236ZM102 235V236H101ZM131 235H133V236H131ZM242 236V237H239V239L237 238L238 236ZM244 235H246V234H244ZM253 235V234H252ZM29 236V237H28ZM86 236V237H85ZM95 236H97V238L99 239H96V237ZM104 236H105V238H104ZM169 236L168 237H166L167 239H169ZM180 236V235H179ZM88 237V238H87ZM103 237V238H102ZM133 237H135L134 239H133ZM154 237V238H153ZM207 237V238H206ZM216 237V238H215ZM78 238L80 239V240H78ZM91 238H95L94 239V243H93V240L91 239ZM139 238V239H138ZM235 238H237V240L235 239ZM263 238V239H262ZM88 241H87V240ZM140 240L141 239V241H137L136 242V240ZM164 239H165V237H164ZM171 239V238H170ZM204 239V240H203ZM225 239V238H224ZM77 240V241H76ZM106 241V243H105V241ZM134 240H135V242H134ZM216 242H215V241ZM8 241H11V242H8ZM99 241V242H98ZM155 241V240H154ZM203 241H205V242H203ZM211 241H213L212 243H211ZM220 241H222V243L220 242ZM31 242H32V244H31ZM37 242V243H36ZM43 242V243H42ZM45 242H47V244L45 243ZM79 242V243H78ZM89 242V243H88ZM92 242V243H91ZM128 242H130V243H128ZM132 242V243H131ZM147 242V241H146ZM145 242V243H146ZM215 242V243H214ZM39 243H41L42 244V246H41V244H40V246H39ZM52 243V244H51ZM104 245V243H105V251H103L104 250V248H102L103 246H101L102 244ZM134 243V244H133ZM149 243V242H148ZM215 245H214V244ZM217 243V244H216ZM221 243V244H220ZM249 243L250 244H252V246L250 247H247L248 245H249ZM263 243V244H262ZM6 244H8V245H6ZM44 244V245H43ZM55 244V245H54ZM67 244V245H66ZM90 244H92V245H90ZM101 244V245H100ZM129 244H131V245H129ZM135 244H137V245H135ZM140 244V245H139ZM158 245L157 247H156V245ZM212 244V245H211ZM230 244H232L231 246H230ZM237 244H240V246H242V247H240V248H242L243 250V253L242 252H240L239 251V246H235V245H237ZM31 245H33V247L31 246ZM36 245H38V246H36ZM49 246V247H47V246ZM98 245V246H97ZM100 245V246H99ZM141 247H139V246ZM142 245V246H141ZM215 246V247H211V246ZM222 246L221 248H218V247H216V246ZM29 246V247H28ZM43 246H45V247H43ZM64 246V247H63ZM72 246V247H71ZM92 246V247H91ZM110 246V247H109ZM130 246V247H129ZM133 246H134V248H133ZM136 246V247H135ZM143 246H144V248H143ZM154 246V247H153ZM233 246V247H232ZM254 246H255V248H254ZM44 249H43V248ZM97 248V250L95 249H92V248ZM103 249H101V248ZM139 247V248H138ZM237 248V250H238V254L236 253V252H234L235 254H236V256H235V254L233 253V255L232 256H229V255H231L230 253H232L233 251H234V248ZM259 249H258V248ZM43 249L42 250V253L40 252H38L37 253V251L36 250H34V249ZM49 248H51V249H49ZM98 248H100V249H98ZM123 250H122V249ZM128 250H126V249ZM131 248V249H130ZM143 248V249H142ZM150 248V249H151ZM215 250H214V249ZM235 248V249H236ZM248 248V249H247ZM46 249V250H45ZM134 249V250H133ZM137 249H140V250H138V252H137ZM213 249V250H212ZM233 249V250H232ZM32 250H34V251H32ZM55 250V251H54ZM90 250H94V252H91ZM98 250H100L99 252H98ZM117 250H119V251H117ZM131 250H132V252L133 251H135V254L134 253H132L131 252ZM145 250L146 251H149L150 253L151 252H153L151 255H150V253L148 252H145ZM208 250L212 253H210V252H208ZM217 250V252H215ZM220 250V251H219ZM223 250V251H222ZM227 250H228V252H227ZM252 250V252H250ZM259 250V251H258ZM27 251V252H26ZM51 251V252H50ZM75 251V252H74ZM126 251V252H125ZM213 251V252H212ZM29 252H30V254H29ZM44 252V253H43ZM65 252V253H64ZM91 252V253H90ZM96 252H98L99 253V255H97L96 254ZM104 252V253H103ZM111 252V253H110ZM113 252H115V253H113ZM117 252V253H116ZM145 252V253H144ZM205 252H207V254L205 253ZM215 252V253H214ZM219 252V254H218V256H215V255H217V253ZM220 252H222L221 254H220ZM230 252V253H229ZM239 252H240V254H245V255H243V256H240V254H239ZM255 252V254L253 255V253ZM261 252H263V253H261ZM34 253V254H33ZM51 253V254H50ZM54 253V254H53ZM71 253V254H70ZM94 253H95V256H94ZM113 253V254H112ZM128 253V254H127ZM130 253V254H129ZM140 253V254H139ZM147 253V256L149 255L150 257L148 258L145 254ZM226 253H228V254H226ZM259 253V254H258ZM261 253V254H260ZM66 254V255H65ZM101 254H102V256H101ZM116 254V255H115ZM204 254H203V256H204ZM215 254V255H214ZM222 254H224V256L222 255ZM247 254V255H246ZM7 255V256H6ZM49 255V257H47V256ZM73 255H74V257H73ZM209 255H210V257H209ZM221 255L223 256V257H221ZM225 255H228L227 257L225 256ZM260 255V256H259ZM101 256V257H100ZM144 256V257H143ZM212 256V257H211ZM214 256H215V258H214ZM233 256H235L236 258H233ZM261 257V258H259V257ZM8 257V258H7ZM71 258V259H74V261H75V259H76V261H75V263L72 261H70L69 262V258ZM77 257H78V259H77ZM100 257V258H99ZM137 257H139V259H137ZM146 257V258H145ZM218 259H217V258ZM219 257H221V258H219ZM238 257V258H237ZM240 257H242V258H240ZM247 257V258H246ZM249 257H252L253 258V260H252V258H249ZM63 258V259H62ZM95 258H97V259H95ZM99 258V259H98ZM102 258V259H101ZM132 260H131V259ZM205 257H203V259H204ZM205 258V259H206ZM227 258V259H226ZM247 259V260H245V259ZM127 259V260H126ZM134 259H136V260H134ZM143 259V260H142ZM148 259V260H147ZM202 258H200V262L202 261L201 260ZM236 259V260H235ZM68 260V261H67ZM80 260V261H79ZM126 260V261H125ZM131 260V261H130ZM223 262H222V261ZM255 260H258V261H256L255 262ZM260 260V261H259ZM66 261V262H65ZM124 261V262H123ZM146 261H148L147 263H146ZM174 261H179V259H175V260H173V262H172V264L174 263ZM225 262V264H229V262ZM236 261V262H235ZM177 262H175L174 264H177ZM198 264H199V262H198ZM201 264V263H200Z\"/></svg>",
    "mask_w": 264,
    "mask_h": 264
}]
</instances>
